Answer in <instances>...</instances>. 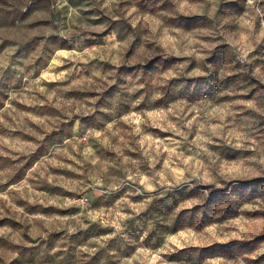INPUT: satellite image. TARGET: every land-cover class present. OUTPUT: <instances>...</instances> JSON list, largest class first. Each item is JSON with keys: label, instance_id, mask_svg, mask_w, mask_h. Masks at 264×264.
Returning <instances> with one entry per match:
<instances>
[{"label": "rangeland", "instance_id": "1", "mask_svg": "<svg viewBox=\"0 0 264 264\" xmlns=\"http://www.w3.org/2000/svg\"><path fill=\"white\" fill-rule=\"evenodd\" d=\"M0 264H264V0H0Z\"/></svg>", "mask_w": 264, "mask_h": 264}, {"label": "built area", "instance_id": "2", "mask_svg": "<svg viewBox=\"0 0 264 264\" xmlns=\"http://www.w3.org/2000/svg\"><path fill=\"white\" fill-rule=\"evenodd\" d=\"M84 202H86V199H82Z\"/></svg>", "mask_w": 264, "mask_h": 264}]
</instances>
